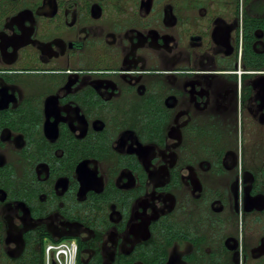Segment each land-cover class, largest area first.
Returning a JSON list of instances; mask_svg holds the SVG:
<instances>
[{
  "label": "flooded vegetation",
  "instance_id": "obj_1",
  "mask_svg": "<svg viewBox=\"0 0 264 264\" xmlns=\"http://www.w3.org/2000/svg\"><path fill=\"white\" fill-rule=\"evenodd\" d=\"M61 244L264 264V0H0V264Z\"/></svg>",
  "mask_w": 264,
  "mask_h": 264
},
{
  "label": "built area",
  "instance_id": "obj_2",
  "mask_svg": "<svg viewBox=\"0 0 264 264\" xmlns=\"http://www.w3.org/2000/svg\"><path fill=\"white\" fill-rule=\"evenodd\" d=\"M49 248H52L51 246ZM75 246L72 245H66V244H61L59 250L55 254L56 258V263L57 264H71V257L70 254L71 252H74ZM46 252H48V249H46ZM62 256L64 260L62 259Z\"/></svg>",
  "mask_w": 264,
  "mask_h": 264
},
{
  "label": "clouds",
  "instance_id": "obj_3",
  "mask_svg": "<svg viewBox=\"0 0 264 264\" xmlns=\"http://www.w3.org/2000/svg\"><path fill=\"white\" fill-rule=\"evenodd\" d=\"M59 248H60V247H58V248L55 249L54 246H53V248H50V250L55 249V250L58 251ZM74 254H75V250H74V252H71V254H70V257H71V258H70V259H71V264H73ZM62 259L64 260L63 256H62Z\"/></svg>",
  "mask_w": 264,
  "mask_h": 264
}]
</instances>
